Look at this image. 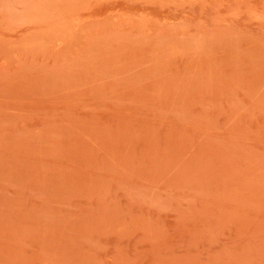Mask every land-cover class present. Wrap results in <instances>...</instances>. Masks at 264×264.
<instances>
[{
	"label": "rangeland",
	"instance_id": "obj_1",
	"mask_svg": "<svg viewBox=\"0 0 264 264\" xmlns=\"http://www.w3.org/2000/svg\"><path fill=\"white\" fill-rule=\"evenodd\" d=\"M0 264H264V0H0Z\"/></svg>",
	"mask_w": 264,
	"mask_h": 264
}]
</instances>
